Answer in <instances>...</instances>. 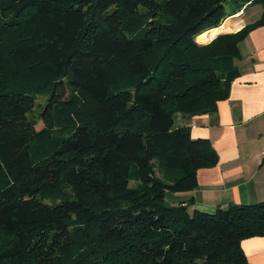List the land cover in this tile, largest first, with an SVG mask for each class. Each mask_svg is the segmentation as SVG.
I'll return each mask as SVG.
<instances>
[{"label": "trees", "instance_id": "trees-1", "mask_svg": "<svg viewBox=\"0 0 264 264\" xmlns=\"http://www.w3.org/2000/svg\"><path fill=\"white\" fill-rule=\"evenodd\" d=\"M260 25L264 0H0V264H252L264 200L191 212L166 192L217 164L176 115L228 97Z\"/></svg>", "mask_w": 264, "mask_h": 264}, {"label": "crops", "instance_id": "crops-1", "mask_svg": "<svg viewBox=\"0 0 264 264\" xmlns=\"http://www.w3.org/2000/svg\"><path fill=\"white\" fill-rule=\"evenodd\" d=\"M262 11L260 4H249L231 14L236 26L227 32L255 22ZM239 50L235 59L239 72L228 97L213 111L176 115V125L189 126L193 138L208 139L219 160L198 170L195 189L167 191L169 204H186L191 212H214L218 207L264 200V25L251 29ZM242 246L252 264H264V236L246 238Z\"/></svg>", "mask_w": 264, "mask_h": 264}, {"label": "rangeland", "instance_id": "rangeland-1", "mask_svg": "<svg viewBox=\"0 0 264 264\" xmlns=\"http://www.w3.org/2000/svg\"><path fill=\"white\" fill-rule=\"evenodd\" d=\"M227 20V18L225 19V21ZM224 21V22H225ZM223 22V23H224ZM222 23V24H223ZM221 24V25H222ZM221 31V30H220ZM206 32V31H205ZM198 37V36H197ZM196 40H197V38H196ZM198 41V40H197ZM199 42V41H198ZM46 99H47V97L45 96H42V95H38V97H37V100H36V102H37V106H36V108H35V110H34V112H35V114H39L40 113V111L42 110V106L45 104V102H46ZM134 181H132L131 182V185H134ZM167 200V202L169 201L168 199H166ZM189 209V208H188Z\"/></svg>", "mask_w": 264, "mask_h": 264}, {"label": "bare ground", "instance_id": "bare-ground-1", "mask_svg": "<svg viewBox=\"0 0 264 264\" xmlns=\"http://www.w3.org/2000/svg\"><path fill=\"white\" fill-rule=\"evenodd\" d=\"M236 26V22L232 17H228L227 20L223 23L222 32L232 31ZM213 39V38H212ZM211 41V40H210ZM209 42V41H208ZM207 43V42H206Z\"/></svg>", "mask_w": 264, "mask_h": 264}, {"label": "water", "instance_id": "water-1", "mask_svg": "<svg viewBox=\"0 0 264 264\" xmlns=\"http://www.w3.org/2000/svg\"><path fill=\"white\" fill-rule=\"evenodd\" d=\"M223 33H224V32H223ZM219 34H220V33H219ZM215 37H216V36H215ZM215 37H214V38H215ZM211 40H212V39H211Z\"/></svg>", "mask_w": 264, "mask_h": 264}]
</instances>
